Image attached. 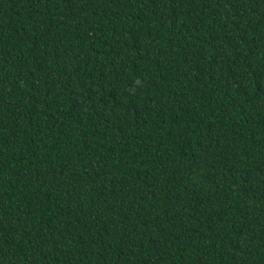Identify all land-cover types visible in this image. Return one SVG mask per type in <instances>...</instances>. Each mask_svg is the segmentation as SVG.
Here are the masks:
<instances>
[{
	"label": "trees",
	"instance_id": "trees-1",
	"mask_svg": "<svg viewBox=\"0 0 264 264\" xmlns=\"http://www.w3.org/2000/svg\"><path fill=\"white\" fill-rule=\"evenodd\" d=\"M0 264H264V0H0Z\"/></svg>",
	"mask_w": 264,
	"mask_h": 264
}]
</instances>
